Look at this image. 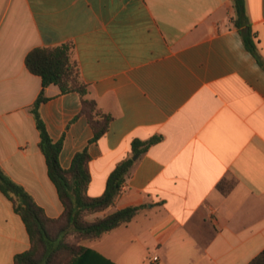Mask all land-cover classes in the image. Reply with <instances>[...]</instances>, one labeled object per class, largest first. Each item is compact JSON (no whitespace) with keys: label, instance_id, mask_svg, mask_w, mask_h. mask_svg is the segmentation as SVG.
Returning a JSON list of instances; mask_svg holds the SVG:
<instances>
[{"label":"crops","instance_id":"0c3cea01","mask_svg":"<svg viewBox=\"0 0 264 264\" xmlns=\"http://www.w3.org/2000/svg\"><path fill=\"white\" fill-rule=\"evenodd\" d=\"M246 6L264 62V0ZM235 19L233 0H0L1 170L50 218L63 215L32 113L42 79L26 57L71 44L90 98L114 120L93 142L87 118L76 119L80 94L55 85L40 114L53 141L64 138L62 168L88 148V196L136 156L135 140L162 138L138 155L113 206L89 219L142 209L83 245L115 264H249L264 251V68ZM30 248L0 191V264Z\"/></svg>","mask_w":264,"mask_h":264},{"label":"trees","instance_id":"16d2710c","mask_svg":"<svg viewBox=\"0 0 264 264\" xmlns=\"http://www.w3.org/2000/svg\"><path fill=\"white\" fill-rule=\"evenodd\" d=\"M233 1L236 10L234 25L239 30L246 49L264 68L258 51L257 36L247 14L246 0ZM72 49L71 44L54 48L38 47L26 57L29 71L42 79L43 89L32 107V113L40 132V148L46 158L49 177L57 188L64 213L59 218H50L24 188L6 176L0 168V191L13 202L14 210L22 218L31 241V248L16 255L14 264H115L85 247L83 243L99 239L105 233L131 222L142 209L132 206L102 218L89 219L113 206L135 164L133 158L122 161L115 168L108 178L104 194L97 198L88 196L91 183V156L88 148L75 155L70 169L66 170L60 164L64 138L54 142L40 114L41 105L50 100L46 95V88L55 85L62 94H80L82 110L76 119L82 116L87 118L94 131L93 142L100 141L108 133L114 120L111 114L103 112L98 103L90 98L89 87L81 78ZM161 140V137L146 142L135 140L132 145L133 154L143 155ZM249 264H264V251Z\"/></svg>","mask_w":264,"mask_h":264},{"label":"water","instance_id":"95a60500","mask_svg":"<svg viewBox=\"0 0 264 264\" xmlns=\"http://www.w3.org/2000/svg\"><path fill=\"white\" fill-rule=\"evenodd\" d=\"M138 155L134 156L133 159L136 161L138 159Z\"/></svg>","mask_w":264,"mask_h":264},{"label":"built area","instance_id":"2783aa9c","mask_svg":"<svg viewBox=\"0 0 264 264\" xmlns=\"http://www.w3.org/2000/svg\"><path fill=\"white\" fill-rule=\"evenodd\" d=\"M154 261H155V262H157V261H158V258H157V257H156V258H154Z\"/></svg>","mask_w":264,"mask_h":264}]
</instances>
